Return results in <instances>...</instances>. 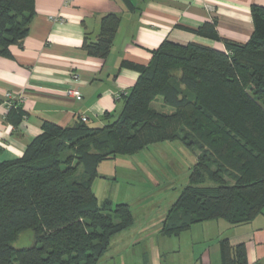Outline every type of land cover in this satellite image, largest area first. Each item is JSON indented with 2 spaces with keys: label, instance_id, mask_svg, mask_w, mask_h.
Here are the masks:
<instances>
[{
  "label": "trees",
  "instance_id": "16d2710c",
  "mask_svg": "<svg viewBox=\"0 0 264 264\" xmlns=\"http://www.w3.org/2000/svg\"><path fill=\"white\" fill-rule=\"evenodd\" d=\"M250 11L253 31L245 42L220 37L214 21L185 28L221 42L224 50L164 40L148 64L122 61L139 75L120 96L115 118L102 126L46 121L20 157L0 161V264H99L134 216L125 202L98 200L91 188L97 167L158 142L180 140L195 155L162 233L178 235L219 219L242 225L262 212L264 6L254 4ZM34 14V0H0V57L27 35ZM118 21L113 13L105 15L96 40L84 41L86 53L105 57ZM158 95L173 111L150 106ZM23 115L20 106L8 109L14 124ZM26 229L34 231L35 243L14 248L11 243ZM218 243L220 264H247L243 243Z\"/></svg>",
  "mask_w": 264,
  "mask_h": 264
},
{
  "label": "crops",
  "instance_id": "0c3cea01",
  "mask_svg": "<svg viewBox=\"0 0 264 264\" xmlns=\"http://www.w3.org/2000/svg\"><path fill=\"white\" fill-rule=\"evenodd\" d=\"M254 4L264 6V0H34L27 35L9 47V56L0 57V161L20 157L46 121L69 126L85 116L90 126H102L115 118L122 106L117 94H127L139 75L122 61L146 65L164 40L224 50L221 42L185 28L214 21L220 37L245 42L253 31ZM109 13L119 21L107 55L86 53L84 41L96 40ZM69 87L81 92L79 99L65 94ZM6 92L22 96L25 119L16 124L7 116ZM219 220L200 222L221 227L200 247V264L219 255L222 238L245 245L247 264H264V209L242 225Z\"/></svg>",
  "mask_w": 264,
  "mask_h": 264
},
{
  "label": "rangeland",
  "instance_id": "374dc122",
  "mask_svg": "<svg viewBox=\"0 0 264 264\" xmlns=\"http://www.w3.org/2000/svg\"><path fill=\"white\" fill-rule=\"evenodd\" d=\"M178 74L174 71V76ZM150 106L158 111H173L160 95ZM194 163V153L180 140L149 144L135 154H119L99 163L91 182L93 193L99 201L108 198L114 204L127 203L134 216L133 225L113 237L99 264H200V247L221 227L205 222L178 235L168 236L161 231L168 209L189 182ZM34 243V231L26 229L11 245L23 248ZM210 262L220 264L219 255L211 254Z\"/></svg>",
  "mask_w": 264,
  "mask_h": 264
},
{
  "label": "built area",
  "instance_id": "2783aa9c",
  "mask_svg": "<svg viewBox=\"0 0 264 264\" xmlns=\"http://www.w3.org/2000/svg\"><path fill=\"white\" fill-rule=\"evenodd\" d=\"M50 17H51V19L53 21H61V19L57 20L56 16H50ZM72 78H76V75L72 74ZM65 94L68 97H72V98H75V99H79L80 96H81V92L77 88H74V87L67 88L66 91H65ZM118 96L120 97V94H117V97ZM21 100H22V96L14 95L11 92H6L4 94V102L3 103L6 105V108L9 109L12 106H20ZM24 119H25V116L23 115L22 116V120H24ZM80 120L85 121L86 117L85 116H81Z\"/></svg>",
  "mask_w": 264,
  "mask_h": 264
}]
</instances>
